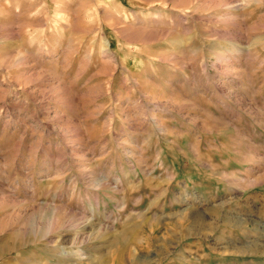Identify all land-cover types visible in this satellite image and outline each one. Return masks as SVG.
Wrapping results in <instances>:
<instances>
[{
	"label": "rangeland",
	"instance_id": "1",
	"mask_svg": "<svg viewBox=\"0 0 264 264\" xmlns=\"http://www.w3.org/2000/svg\"><path fill=\"white\" fill-rule=\"evenodd\" d=\"M0 264H264V0H0Z\"/></svg>",
	"mask_w": 264,
	"mask_h": 264
}]
</instances>
